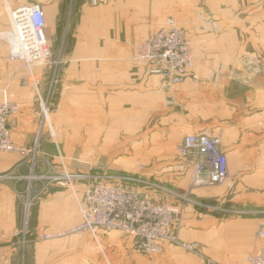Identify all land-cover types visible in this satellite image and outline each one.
Returning a JSON list of instances; mask_svg holds the SVG:
<instances>
[{"label":"crops","instance_id":"1","mask_svg":"<svg viewBox=\"0 0 264 264\" xmlns=\"http://www.w3.org/2000/svg\"><path fill=\"white\" fill-rule=\"evenodd\" d=\"M34 3L44 10L50 44L61 41L64 48L54 60L62 64L48 121L54 136L40 133L34 81L42 84L44 71L33 69V79L22 62L9 58L7 4L15 9ZM171 16L192 40L194 60L188 76L176 84L135 59L136 45L166 27ZM0 87L21 106L12 127L14 142L31 151L38 139L40 156L58 162L61 154L79 171H87L89 159L114 157L121 144L126 158L144 164L142 170L122 171L183 191L192 160L179 157V143L189 133L219 136L228 179L194 188L192 195L257 212L225 216L188 204L179 236L196 244L201 256L170 243L147 255L123 234L127 247L115 243L120 253L111 251L109 258L100 232L91 234L101 252L88 232L40 238L41 226L66 232L82 221L76 196L58 184L49 185L37 202L23 244L21 194L27 182L0 180V264H119L118 255L124 254V264H206L205 258L232 264L264 249V0H0ZM30 161L29 155L0 152V174L28 173ZM45 170L39 158L35 171ZM42 184L34 181L33 188ZM83 190L79 184L81 197Z\"/></svg>","mask_w":264,"mask_h":264},{"label":"built area","instance_id":"2","mask_svg":"<svg viewBox=\"0 0 264 264\" xmlns=\"http://www.w3.org/2000/svg\"><path fill=\"white\" fill-rule=\"evenodd\" d=\"M94 3L97 0H93ZM11 28L6 32L10 46L9 58L22 62L33 78L36 64H58L52 60V51L45 34V14L39 3L11 8ZM136 61L149 66L152 74L161 75L169 84L182 82L194 66L192 40L171 16L167 25L136 45ZM34 79V78H33ZM56 81V80H54ZM34 85L43 116L49 121L48 100L42 98L38 83ZM4 98L0 101V152H19L29 155L28 173L7 172L0 174V180H26L43 182V190L51 184H58L78 192L77 184L84 190L80 203L82 221L66 232L40 231V238L52 239L62 234L88 230L95 236L101 230H118L133 240L136 251L152 255L161 253L166 243L179 245L201 256L196 244L182 242L180 230L183 227V212L188 204L219 211L217 207L202 203L193 197L194 188L214 186L228 179V156L219 136L207 133H189L177 147L182 159L192 160V175L189 187L178 190L162 181L140 174L113 172L103 167L90 171H72L59 154V162L44 157L46 170L36 173L38 153L36 146L30 151L19 147L13 140L12 127L20 112L19 103L8 98L7 90L0 87ZM173 104L174 100H168ZM54 136V133L51 132ZM38 139L36 140V143ZM35 143V144H36ZM32 152L36 153L31 156ZM32 157V158H31ZM22 197V196H21ZM33 202H25V226L22 243H27L28 213ZM235 215L257 213L244 208L231 210ZM264 237V230L260 231ZM206 264H220L205 258ZM232 264H264V249L247 255L245 262Z\"/></svg>","mask_w":264,"mask_h":264},{"label":"rangeland","instance_id":"3","mask_svg":"<svg viewBox=\"0 0 264 264\" xmlns=\"http://www.w3.org/2000/svg\"><path fill=\"white\" fill-rule=\"evenodd\" d=\"M44 30H45V34L48 38L47 31H46V29H44ZM49 44H50V42H49ZM50 47H51V51H52V60H55L56 56L62 54L63 49H64L63 43L61 41H57L54 45L50 44ZM61 65H62L61 63L50 64V65L36 64L33 67L34 70L37 69L39 71H44L45 79L42 81V84L39 82V79H37V80H38V83L40 86L39 88H40L42 98L44 99V101L48 100L49 117H51V115H52V110H53L52 105L55 102L54 99H56V98H54V97H56L55 96V85H56L55 82L56 81H54V80L57 79V76H58L59 71L61 69ZM37 103H39V105H40L39 96H37ZM40 108H41V106H40ZM42 132H48L50 135H52L51 130L48 126V120L45 118V116H43V114H42L41 123H40V133H42ZM119 145L121 146V144H118V147H117L119 152H117L116 155L110 159L102 158V159H89V160H87L88 162L91 163L88 165L89 168L87 169V171L96 170L97 167L98 168L103 167V168L110 170V171H113V172H119V171L125 172L122 170H130V172H131V170H133L132 166H134L135 168L137 167V168L142 170V167L144 165L143 161L142 160H130V159L126 158L125 157L126 153H125V151H123L124 149H120ZM34 146H36V150H38V153L36 154V153L32 152L31 156L36 154L34 159L38 160L40 158L41 161L44 160V157H46V156L42 157L39 154L40 143L37 142ZM34 146H33V148H34ZM59 161H60V159H58V162ZM74 161L78 162L77 160H74ZM77 169H79V167H76V168L71 167L70 168V170H72V171H79ZM81 169H83V168H81ZM26 182L27 183H26V186L24 188V191L21 194V196H22L21 199L23 202V207L25 206L26 201L29 200L30 202H33L31 208L29 209V213H28V228H29L31 226L30 224H32L34 222V219H35V211H36L37 202L39 200H41L42 198L46 197V193H47L48 189L43 190V184L41 186H39L38 188L34 189L33 183L31 185H29L28 181H26ZM78 185L79 184H77V188H78ZM70 190L73 193L74 197L76 196V198H77V201H78L77 205H78L79 213L81 215V209H80L79 201L82 198L81 197L82 193L80 194L79 191L77 193H74V191L71 188H70ZM197 200L199 201V199H197ZM200 202H202V203L205 202V204H209V205H212L214 207H217L219 210L218 212L225 214V216L235 215L233 212H231V210H234L236 208H240L239 206H237L233 202H224V201L222 202V199L200 201ZM81 218H82V215H81ZM74 227H76V226H74ZM74 227L71 226L70 229H72ZM42 229L46 230V227L41 226L39 228V231H41ZM79 232H88V234H90V236L94 242V246L98 250H100V252L102 251V248L100 247V245L98 244L95 237H93V235L91 234L90 231L84 230V231H79ZM74 233H77V232H70L68 234L71 235ZM107 238H109V240H110V244L108 243V245L105 243V239H107ZM125 239L126 238L123 236V234L118 230H102V231H100V240H101L103 247L105 249V252L108 254L109 258H111V256H110L111 251H112V253H115V254L120 253V250L117 253L116 250L114 249V247H118V246L121 248L127 247ZM115 243L118 246H116ZM124 253H125V251H124ZM102 254H103V257L105 258V255L103 252H102ZM124 257H125V254L124 255H118V258L120 260L119 264H124V259H125Z\"/></svg>","mask_w":264,"mask_h":264}]
</instances>
